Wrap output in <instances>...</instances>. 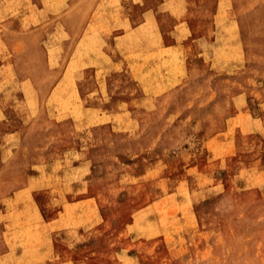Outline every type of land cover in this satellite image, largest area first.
<instances>
[{
	"label": "rangeland",
	"instance_id": "374dc122",
	"mask_svg": "<svg viewBox=\"0 0 264 264\" xmlns=\"http://www.w3.org/2000/svg\"><path fill=\"white\" fill-rule=\"evenodd\" d=\"M181 2L199 40L175 57L180 83L131 101L132 77L113 75L124 100L110 104L109 68V95L91 93V47L75 40L110 0H29L36 27L0 52L21 72L1 70L7 114L34 116L33 151L0 124V154L16 145L0 155V264H264V0Z\"/></svg>",
	"mask_w": 264,
	"mask_h": 264
},
{
	"label": "crops",
	"instance_id": "0c3cea01",
	"mask_svg": "<svg viewBox=\"0 0 264 264\" xmlns=\"http://www.w3.org/2000/svg\"><path fill=\"white\" fill-rule=\"evenodd\" d=\"M18 2H19L18 0H0V10L2 11V13L0 11V32H1L0 52L1 53H5L6 50H10V48L11 49L13 48V50L11 51V55H14L17 52L16 49H18L19 47L18 45L22 43L21 41H19L20 39L19 37H17V33L21 32L24 34L23 35V41H24V38L28 39L30 31L34 30V27H36L34 26L33 20L31 18L32 14L29 13L30 6L32 5L31 3H29V0H27L25 3L26 12L23 13L22 17L19 18V20L10 18L14 16L11 13L19 8L20 4H18ZM21 6L24 5L22 4ZM107 10H110V18L108 20L105 19L99 20L98 18L95 19L92 18L89 21V23L86 25L88 29L87 34L84 35L83 37L81 35L80 37H78V39H76V43L83 41L89 42L91 48L88 58L90 60L92 59L96 60V62L94 60L93 63L94 65L93 64L92 65L95 68L94 77H96L97 82L94 81L95 83H94V87L91 89V93H94L95 91L101 94L102 96L109 95V85L105 80L106 75L104 76V68H109L110 70V104L113 102V99L114 100L121 99L120 103L124 100L122 99L123 96L116 97L113 92V85H114L113 75L121 76L124 75V73L125 74L128 73L132 77L133 81L136 83L137 87L139 88V91L142 92V94L138 97H133L135 99H131V101L136 99L137 101H141V102L145 101L146 98L153 95V93H157L158 91H162V90L171 89L172 87L180 83L181 73L179 72V68H176L178 69V71L175 70L174 67L175 63H173V59H172L173 55L176 56V48H178L177 55L179 58L180 48L185 46V42H187L189 39H192V41L199 40L198 38L193 37V31L191 29L188 19L186 18L187 15L186 4H182L181 0H110V8H108ZM165 13L167 14L168 18L170 19L172 18V27L168 31L165 30L164 24L162 22L163 20L162 14ZM102 26L106 27L105 31L94 30L95 27H102ZM166 33L172 34V40L171 38H169L168 40ZM153 37L156 38V40H153ZM138 40L140 41V43ZM155 41L157 43H155ZM118 42L120 44L123 43V45L120 46ZM117 44L119 45L117 46ZM106 46H108L109 49H105ZM170 46L171 48H168ZM166 47L167 49H165ZM126 49L129 50L127 51ZM136 50L137 51L139 50L138 51L139 53ZM122 51L125 52L123 53ZM159 51L161 53H159ZM135 52H137V54ZM152 52L156 54L157 57ZM165 52H169V53L165 54ZM18 53H16L14 57H16ZM131 53L134 55H132ZM103 54L105 55V57ZM106 56L107 57L110 56L108 57L109 60ZM136 56L138 58H136ZM134 64L136 65L135 67ZM168 66H171L172 68H170L169 70ZM4 67H6L5 69L6 72H8L10 68V72L12 70V73L15 75L18 74L20 75L21 73L17 69L19 68L18 63H16L14 59L13 61H11V64L0 61V70H2ZM186 70H187V66H186ZM168 72L171 74L168 75L169 74ZM172 72L173 73L176 72V73L172 74ZM139 74H141L140 77ZM136 75H138L140 79L137 78ZM174 75L177 78L174 77ZM165 76L168 78H166ZM28 79L29 77H23L21 80L27 81ZM24 85L29 86V82H26V84ZM143 85L144 87L145 86L147 87L143 88ZM148 86L150 87L148 88ZM14 89L18 90L19 86L18 88H14ZM1 91H4V89L2 88ZM24 102L25 101L23 99L22 103ZM125 103H127V101ZM100 104L101 103H96L95 105L92 104L89 106L90 108L99 110L100 108H102V105ZM19 105L20 104L13 103L10 106L11 108L7 114L6 112L7 108L5 105H3V101L0 100V124L10 123L9 125H11L12 131H10L11 133L10 132L7 133V135L12 134L16 136L15 144L18 146L22 145L21 147L22 150L23 149L28 150L29 148H32V143H31L32 137L28 136V132L30 130L29 126L31 122L34 121L33 120L34 116L32 114L33 112L32 109L28 107L25 103L21 104L20 106ZM5 142L2 143L3 146L2 149H4V151H2L0 155H2V159L3 160L5 159L6 161L11 157L12 154H14V149H15L14 147H16V145H13L11 141L10 143L7 144ZM9 144H11V148H9ZM29 150L33 151V149H29ZM79 151L84 152V147H81ZM18 162L20 163L19 160Z\"/></svg>",
	"mask_w": 264,
	"mask_h": 264
},
{
	"label": "bare ground",
	"instance_id": "6f19581e",
	"mask_svg": "<svg viewBox=\"0 0 264 264\" xmlns=\"http://www.w3.org/2000/svg\"><path fill=\"white\" fill-rule=\"evenodd\" d=\"M3 4H4V3H3ZM7 4H8V3H7ZM7 4H6V5H7ZM6 5H5V6H6ZM0 11H1V10H0ZM3 12H4V11H3ZM1 13H2V11H1ZM1 15H2V14H1ZM56 29H58V28L56 27ZM134 32H135V31H134ZM0 33H1V32H0ZM149 33H150V32H149ZM60 34H61V33H60ZM156 35H157V34H156ZM3 36H4V35H3ZM187 36H188V35H187ZM187 36H186V37H187ZM77 37H78V36H77ZM127 37H128V36H127ZM148 37H149V36H148ZM118 38H119V37H118ZM156 38H157V36H156ZM156 38L153 37V40H156ZM164 38H165V37H164ZM164 38H163V39H164ZM183 38H184V36H183ZM122 39H123V38H122ZM138 39H139V38H138ZM149 39H150V38H149ZM75 40H76V39H75ZM123 40H124V39H123ZM132 40H133V39H132ZM132 40H131V41H132ZM165 40H166V39H165ZM186 40H187V39H186ZM117 41H118V40H117ZM138 41H139V40H138ZM98 42H99V41H98ZM135 42H136V41H135ZM151 42H152V41H151ZM114 43H115V42H114ZM118 43H119V42H118ZM139 43H140V41H139ZM155 43H157V42L155 41ZM7 44H8V43H7ZM115 44H116V43H115ZM119 44H120V43H119ZM119 44H117V46H118ZM137 44H138V43H137ZM137 44H136V47H137ZM141 44H142V43H141ZM141 44H140V45H141ZM158 44H159V43H158ZM166 44H168V43H166ZM122 45H123V43L120 44V46H122ZM130 46H131V45H130ZM157 46H159V45H157ZM163 46H164V44H163ZM128 48H129V47H128ZM130 48H132V47H130ZM142 48H143V47H142ZM168 48H171V46L168 47ZM174 48H175V46H174ZM174 48H173V49H174ZM123 49H124V48H123ZM133 49H134V46H133ZM143 49H144V48H143ZM152 49H153V48H152ZM155 49H156V48H155ZM159 49H160V48H159ZM162 49H163V48H162ZM162 49H161V50H162ZM165 49H167V47H166ZM177 49H178V48H176V56L173 55V58H172V56H171V58L173 59V63L176 62V61H174V59H175V57L178 56V55H177ZM126 50L128 51L129 49H126ZM131 50H132V49H131ZM161 50H160V51H161ZM76 51H77V49H76ZM134 51H135V50H134ZM136 51H137V50H136ZM138 51H139V50H138ZM138 51H137V52H138ZM160 51H159V53H161ZM167 51H168V50H167ZM173 51H174V50H173ZM28 52H29V50H28ZM94 52H95V51H94ZM94 52H93V53H94ZM98 52H99V51H98ZM101 52H102V51H101ZM101 52H100V53H101ZM122 52H123V51H122ZM124 52H125V51H124ZM124 52H123V53H124ZM137 52H135V53L137 54ZM95 53H96V52H95ZM95 53H94V54H95ZM104 53H105V52H104ZM138 53H139V52H138ZM152 53H153V52H152ZM166 53H169V52H165V54H166ZM174 53H175V52H174ZM129 54H130V53H129ZM131 54H132V53H131ZM153 54H154V53H153ZM171 54H172V53H171ZM171 54H170V55H171ZM100 55H101V54H100ZM103 55H104V54H103ZM132 55H134V54H132ZM154 55L157 57L156 54H154ZM61 56H62V55H61ZM90 56H91V55H90ZM96 56H97V55H96ZM151 56H152V55H151ZM160 56H161V55H160ZM162 56H163V54H162ZM104 57H105V55H104ZM106 57H107V56H106ZM108 57H110V56H108ZM108 57H107V58H108ZM145 57H146V56H145ZM145 57H144V58H145ZM148 57H149V56H148ZM180 57H181V56H180ZM27 58H28V57H27ZM48 58H49V57H48ZM48 58H47V59H48ZM63 58H64V57H63ZM136 58H138V57L136 56ZM151 58H152V57H151ZM44 59H45V58H44ZM132 59H133V58H132ZM172 59H171V60H172ZM177 59H178V58H177ZM62 60H63V59H62ZM65 60H67V59H65ZM92 60H93V59H92ZM94 60H95V59H94ZM94 60H93V63H94ZM108 60H109V58H108ZM79 61H80V60H79ZM100 61H101V60H100ZM165 61H167V60H165ZM47 62H48V61H47ZM95 62H96V60H95ZM178 62H179V61H178ZM45 63H46V62H45ZM97 63H98V61H97ZM99 63H100V62H99ZM130 63H131V62H130ZM162 63H164V62H162ZM176 63H177V62H176ZM176 63H175V64H176ZM89 64H91V63H89ZM89 64H88V65H89ZM144 64H145V62H144ZM180 64H181V62H180ZM180 64H179V66H180ZM93 65H94V64H93ZM172 65H173V64H172ZM135 66H136V65L134 64V67H135ZM162 66H163V65H162ZM24 67H25V66H24ZM92 67H93V66H92ZM82 68H83V67H82ZM141 68H142V67H141ZM170 68H171V67H170ZM170 68H169V70H170ZM179 68H180V67H179ZM87 69H88V68H87ZM134 69H135V68H134ZM94 70H95V68H94ZM105 70H106V69H105ZM153 70H154V69H153ZM161 70H162V69H161ZM169 70H167V71H169ZM175 70L178 71V69H176V68H175ZM87 71H88V70H87ZM87 71H86V72H87ZM97 71H98V70H97ZM99 71H100V70H99ZM126 71H127V70H126ZM133 71H134V70H133ZM138 71H139V70H138ZM151 71H152V70H151ZM154 71H155V70H154ZM180 71H181V70H180ZM89 72H91V71H89ZM89 72H88V73H89ZM136 72H137V71H136ZM159 72H160V71H159ZM170 72H171V71H170ZM0 73H1V70H0ZM101 73H102V72H101ZM168 73H169V72H168ZM168 73H166V74H168ZM174 73H176V72H174ZM174 73L172 72V74H174ZM62 74H63V73H62ZM170 74H171V73H169L168 75H170ZM73 75H74V74H73ZM134 76H135V75H134ZM136 76H137V78H139V77L141 76V74H139V77H138V75H136ZM145 76H146V75H145ZM163 76H164V75H163ZM165 77H166V76H165ZM170 77H171V76H170ZM174 77H176V76L174 75ZM174 77H173V78H174ZM85 78H86V77H85ZM91 78H92V77H91ZM135 78H136V77H135ZM142 78H144V77H142ZM146 78H147V77H146ZM166 78H168V77H166ZM176 78H177V77H176ZM76 79H77V78H76ZM139 79H140V78H139ZM162 79H163V78H162ZM71 80H72V79H71ZM85 80H86V79H85ZM142 80H143V79H142ZM148 80H149V79H148ZM88 81H89V80H88ZM144 81H145V80H144ZM162 81H163V80H162ZM166 81H167V80H166ZM30 82H31V81H30ZM92 83H93V82H92ZM94 83H95V82H94ZM140 83H141V82H140ZM146 83H147V82H146ZM1 84H2V83H1ZM83 84H84V83H83ZM148 84H149V83H148ZM2 85H3V84H2ZM9 85H10V84H9ZM145 85H146V84H145ZM149 85H150V84H149ZM156 85H157V84H156ZM86 86H87V85H86ZM89 86H90V85H89ZM8 87H9V86H8ZM146 87H147V86L144 87V85H143V88H146ZM149 87H150V86H148V88H149ZM151 87H153V86H151ZM3 88H4V87H3ZM76 88H77V87H76ZM88 88H89V87H88ZM92 88H93V87H92ZM95 88H96V87H95ZM101 88H102V87H101ZM34 89H35V88H34ZM105 89H106V88H105ZM82 90H83V89H82ZM0 91H1V90H0ZM37 91H38V90H37ZM77 91H78V90H77ZM100 92H101V91H100ZM30 93H31V91H30ZM94 93H95V91H94ZM8 95H9V94H8ZM10 95H11V94H10ZM92 95H93V94H92ZM11 97H12V96H11ZM41 97H42V95H41ZM90 97H91V96H90ZM100 98H101V97H100ZM95 100H96V99H95ZM99 102H100V101H99ZM92 103H93V102H92ZM94 103H95V102H94ZM83 105H84V104H83ZM91 105H92V104H91ZM94 105H95V104H94ZM101 105H102V104H101ZM89 107H90V106H89ZM84 109H86V108H84ZM87 109H88V110H91V109H89V108H87ZM87 109H86L87 114H89ZM93 109H94V108H93ZM96 110H97V109H95V112H93V114H97V113H96ZM92 111H94V110H92ZM90 112H91V111H90ZM117 114H118V113H117ZM90 116H91V114L88 116V118H89ZM93 117H94V115H92L91 119H95V118L97 119V117H95V118H93ZM98 118H99V117H98ZM107 119H108V117H107ZM107 119H106V120H107ZM109 120H110V119H109ZM90 121H91V120H90ZM92 122H93V120H92ZM89 123H90V122H89ZM89 123H88V124H89ZM87 126H88V125H87ZM83 138H85V137H83Z\"/></svg>",
	"mask_w": 264,
	"mask_h": 264
}]
</instances>
